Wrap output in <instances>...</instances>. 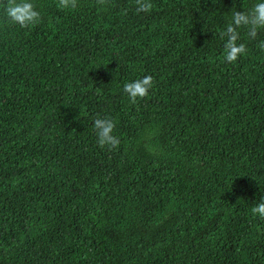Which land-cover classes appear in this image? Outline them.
Listing matches in <instances>:
<instances>
[{
    "label": "trees",
    "instance_id": "trees-1",
    "mask_svg": "<svg viewBox=\"0 0 264 264\" xmlns=\"http://www.w3.org/2000/svg\"><path fill=\"white\" fill-rule=\"evenodd\" d=\"M32 2L0 9V264H264V29L220 37L258 0Z\"/></svg>",
    "mask_w": 264,
    "mask_h": 264
},
{
    "label": "clouds",
    "instance_id": "clouds-1",
    "mask_svg": "<svg viewBox=\"0 0 264 264\" xmlns=\"http://www.w3.org/2000/svg\"><path fill=\"white\" fill-rule=\"evenodd\" d=\"M100 5H105L107 0H97ZM137 13H148L153 5L151 0H135ZM78 6V0H58V7L61 10L75 9ZM0 9L3 10L7 20L21 28H29L39 24L42 20L40 11L32 0H0ZM246 27L247 35L250 39H255L259 29H264V0H258L251 8L245 10H235L232 12V20L225 30L220 32L221 39L227 37L224 44V59L228 63H234L237 59L245 55L248 51L244 43H237L240 39L239 28ZM260 47L264 50V41ZM154 79L151 75H145L142 78L132 82H126L123 85V91L128 95L130 101L135 104L138 99H142L149 94L153 87ZM93 127L96 130L97 144L104 148L109 146L115 149L120 144V140L113 134L115 123L107 117L99 115L93 121ZM253 215L264 218V197L256 203L252 209Z\"/></svg>",
    "mask_w": 264,
    "mask_h": 264
}]
</instances>
